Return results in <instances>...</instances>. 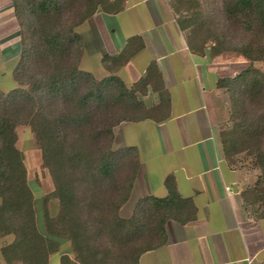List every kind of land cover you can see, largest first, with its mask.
I'll list each match as a JSON object with an SVG mask.
<instances>
[{
	"label": "trees",
	"instance_id": "obj_1",
	"mask_svg": "<svg viewBox=\"0 0 264 264\" xmlns=\"http://www.w3.org/2000/svg\"><path fill=\"white\" fill-rule=\"evenodd\" d=\"M21 51L13 71L16 87L0 90V235H14L3 248L6 259L48 264V256L69 241L74 259L61 264H139L142 253L165 242V223L194 217L190 199L182 198L171 179L166 197L141 198L129 218L119 210L131 194L139 158L134 148H114V126L168 114L169 100L160 75L150 64L133 86L118 76L102 79L80 68L84 38L77 28L101 9L121 10L111 0H15ZM189 29L193 50L210 54L241 53L249 64L218 86L230 94L232 111L221 131L229 160L244 154L259 170V182L245 191V202L264 216V0H171ZM135 37L120 55L104 56L114 72L137 51ZM139 47V48H140ZM150 86L160 104L147 107L141 95ZM165 111L164 113H162ZM28 125L51 178V196L59 210L46 209L37 224L35 197L28 182L16 127ZM48 197V196H47ZM264 264V263H263Z\"/></svg>",
	"mask_w": 264,
	"mask_h": 264
},
{
	"label": "crops",
	"instance_id": "obj_2",
	"mask_svg": "<svg viewBox=\"0 0 264 264\" xmlns=\"http://www.w3.org/2000/svg\"><path fill=\"white\" fill-rule=\"evenodd\" d=\"M111 1L119 2L121 10L99 9L77 28L84 38L80 68L98 79L116 75L133 86L153 63L170 102L165 117L122 121L113 128L114 148H134L139 158L130 197L119 215L129 217L141 198L166 197L168 179L194 207V217L187 222L168 219L165 242L142 253L138 263L263 264L264 216L242 196L259 182V170L247 166L249 158L241 154L229 160L221 140L232 103L218 82L240 74L249 61L236 51L211 55L209 46L193 50L189 29L180 26L181 13L174 10L171 0ZM14 2L0 0V64L11 67L5 79L13 83V89L17 85L13 71L21 51ZM135 37L142 40V46L114 72L107 70L104 56L125 52ZM87 41L99 52L94 63ZM141 98L147 107L158 106L161 100L150 86ZM13 241L12 233L0 235V264H21L10 263L4 256L3 248ZM64 254L74 259L66 239L59 252L48 256V264H61Z\"/></svg>",
	"mask_w": 264,
	"mask_h": 264
},
{
	"label": "rangeland",
	"instance_id": "obj_3",
	"mask_svg": "<svg viewBox=\"0 0 264 264\" xmlns=\"http://www.w3.org/2000/svg\"><path fill=\"white\" fill-rule=\"evenodd\" d=\"M114 37L118 38V33H116ZM88 43L89 42L87 41V44ZM88 48L89 58L92 60L93 57L94 59L92 60V63H94V60L99 52H97V47H94V45H92L91 43H89ZM256 66L264 71V62H258L256 63ZM10 69L11 67L0 64V73H5V77L0 76V88H6L8 89V91H11V89H13V83L5 79L8 72H10ZM16 132L18 134L17 148H19V150H21L23 153L28 182L33 190L35 197L37 224L41 228L44 219V212L47 208V210H49L50 212V215H55L58 212V200L56 197H53L50 194V192H52L53 190V184L47 170L42 166L41 151L36 145L33 131L28 125H19L16 127ZM241 155L245 156L244 154ZM247 163V166H250L252 164V161L249 159V162Z\"/></svg>",
	"mask_w": 264,
	"mask_h": 264
}]
</instances>
